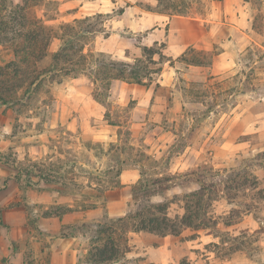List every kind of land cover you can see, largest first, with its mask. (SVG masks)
Returning <instances> with one entry per match:
<instances>
[{
    "label": "rangeland",
    "instance_id": "rangeland-1",
    "mask_svg": "<svg viewBox=\"0 0 264 264\" xmlns=\"http://www.w3.org/2000/svg\"><path fill=\"white\" fill-rule=\"evenodd\" d=\"M198 1L188 13L174 15L159 9L157 2L150 6L144 0H32L19 10L16 7L23 0H5L0 18L22 17L16 19L21 24L40 19L53 26L100 13L102 32L84 52H103L131 62L140 55L141 46L157 41L166 44L168 61L148 86L145 98L131 87L130 93L118 95L116 86H125L120 81H112L108 91H102L86 77L44 78L34 81L28 92L25 88L31 69L20 67L19 60L24 58L13 53L21 37L13 30L4 37L9 40L14 35L15 42L0 44V96L6 101L0 102V230L10 237L8 254L1 262L9 261L12 252L19 253L12 255L18 263L44 264L56 236L74 234L80 249L78 264H89L82 249L89 247L96 221L106 215L105 202L97 204L103 209L98 219L79 216L72 226L55 235L47 229L58 225L57 218L68 210L81 211L79 205L94 194L88 187H95L89 175L93 170L115 168L121 161L123 168L138 170V165H143L147 180L166 179L163 195L170 199L196 188L191 178L184 177L195 164L224 169L264 152V0ZM119 11L125 15L120 17ZM146 12L166 16L154 19ZM174 16H182L185 23L173 27L169 34L168 19ZM184 29L190 34L197 31V37L183 36ZM58 47L59 42L53 40L49 50ZM193 59L203 64L185 63ZM46 63L49 58L41 66ZM110 143L114 146L107 152ZM33 162H39L45 178L40 180L31 173L29 179L18 181L17 170L25 168L30 173ZM54 165H62L57 173L49 171ZM255 174L264 186V172ZM130 186L111 190L120 192L125 210L131 202ZM226 208L224 201L215 203V214ZM181 213L176 203L170 205L169 216ZM50 217L55 218L44 220ZM244 230L228 232L238 235ZM204 232L195 237L185 229L178 236L169 235L166 249L172 252L168 258L164 249L163 264H264V248L251 250L253 242L250 256L233 253L229 259L216 257L209 243H217L218 238L208 242ZM155 238L147 236L145 242L157 248ZM129 244V258L149 263L144 247Z\"/></svg>",
    "mask_w": 264,
    "mask_h": 264
},
{
    "label": "trees",
    "instance_id": "trees-1",
    "mask_svg": "<svg viewBox=\"0 0 264 264\" xmlns=\"http://www.w3.org/2000/svg\"><path fill=\"white\" fill-rule=\"evenodd\" d=\"M32 0H23L22 5L16 8L22 9ZM159 9L174 15L188 13L191 6L198 0H155ZM251 2L250 0H242ZM261 3L262 0H254ZM5 0H0V14L5 5ZM24 6V7H23ZM15 8V10H16ZM119 11L118 14H121ZM103 15L97 13L92 16L75 18L69 22H59L48 25L40 19L25 21L23 24L16 22L22 17L13 20L0 18V44L14 41L15 36H20V41H14V56L24 58L19 60L20 67L31 69L28 73L30 82L25 91L34 85V81L42 79L86 77L94 81L102 91H108L112 81H122L128 84H137L148 87L154 77H159L163 64L168 61L164 50L166 44L157 41L151 46H141L139 57L131 62L117 60L103 52H92L84 48L89 46L96 35L102 32V25L98 20ZM48 20H54L49 18ZM12 30L16 33L11 38L4 39ZM4 39V40H3ZM53 40L59 42L56 51L49 50ZM49 58V63L41 62ZM185 59V55L183 56ZM186 64L201 65L199 60H185ZM38 86V84H37ZM156 86L158 84L156 83ZM36 89V85L33 87ZM28 92H31L28 91ZM0 102L6 101L0 96ZM115 125V124H111ZM95 145H99L98 143ZM113 144H107V152L113 149ZM145 159H149L145 156ZM40 162V161H39ZM39 162H33L29 173L27 169L17 170L16 179L20 181L25 177L29 179L31 173L40 180L45 178ZM121 161L115 168H106L103 171L93 170L89 172L93 186H88L94 194L86 198L84 204H80V210L93 209L98 203H103L105 192L119 187L118 176L123 169ZM62 165H54L51 173H57ZM140 172L139 181L130 186L131 202L124 215L109 217L104 215L96 221L93 236L85 255L89 264H152L144 263L143 259L129 258L131 252L129 234L133 232H146L158 236H178L187 229L198 236L199 231H205L218 238L217 243H209L214 247L216 257L229 259L233 253H245L250 256V243L254 246L251 250H259L257 233L241 232L238 235L230 234L226 229L238 223L244 216L252 215L259 223L262 217L259 212L264 210V186L261 185L257 170L264 171V152H259L251 158H247L224 169H214L211 165L200 164L194 170L184 174L191 178L196 188L184 191L180 195H173L170 199L163 195L166 179L156 178L147 180L146 170L143 165H138ZM154 169V168H153ZM154 171V170H153ZM179 176V175H177ZM48 180L47 183H50ZM169 188V186H167ZM160 196L162 201H153ZM224 201L229 209L220 215L214 211L215 203ZM176 203L182 210L181 214L169 216L170 205ZM219 226L221 228H219ZM225 229V230H223Z\"/></svg>",
    "mask_w": 264,
    "mask_h": 264
},
{
    "label": "crops",
    "instance_id": "crops-1",
    "mask_svg": "<svg viewBox=\"0 0 264 264\" xmlns=\"http://www.w3.org/2000/svg\"><path fill=\"white\" fill-rule=\"evenodd\" d=\"M134 1H138V3L141 2V0H134ZM147 1L148 5L150 6H154L156 4L155 0H144ZM139 8L138 6H134L132 8ZM128 8H131L130 6H128ZM140 9V8H139ZM147 14L151 15L154 19H162L163 17H165L166 15H163L161 13L158 12H146ZM123 15H125V11H122L120 14V17H123ZM125 17V16H124ZM181 19H183L182 16H174L171 19H168V30H169V34L171 33V31L173 30V27H177L178 24L180 23H185L183 21H181ZM160 22V21H159ZM184 35L183 36H188L189 38L193 37L196 38L197 37V31H195L193 34H190V32L188 31V29H184ZM155 42V41H154ZM138 48V47H136ZM140 56V55H139ZM139 56H135V57H139ZM134 57V58H135ZM162 72V71H161ZM161 75V74H160ZM118 82V81H117ZM121 83H123L125 86H119L117 85L116 88L118 89V95H125L126 93H130V91L128 90L129 87H131L130 89H134V91L139 92L141 95L147 97L148 93L150 92V89H148V87L145 86H141V85H137V84H128L125 82L120 81ZM136 85V86H133ZM135 87V88H132ZM144 87V88H143ZM143 88V89H142ZM89 89V88H87ZM142 89V90H141ZM89 97V96H88ZM143 103V102H142ZM145 103V101H144ZM250 120H252V118H250ZM251 129H250V133H251ZM202 162H200L199 164H195L193 166V168L195 169L196 167H198ZM125 165V164H124ZM263 171V170H262ZM264 172V171H263ZM140 179V172L139 169H135V168H123L121 173L118 176V182H119V187L116 189L117 191L122 190L130 185H134L136 184ZM259 179V178H258ZM260 180V179H259ZM261 182V180H260ZM262 185V182H261ZM263 186V185H262ZM115 195H117V197H115ZM105 208L104 211L106 213V215H108L109 217H119L125 214L126 210H125V205L123 204L124 199L122 198L120 192H115V191H106L105 192ZM129 203V202H128ZM71 209V206H69ZM127 208H128V204H127ZM228 210V208H226V211ZM102 208H93V209H89V210H85V211H75V210H68L66 213H64L61 218H57L58 220V225H54L51 227V230L47 231L49 232V234L51 235H55L58 233V231H60L62 228L63 230L65 229V226H72V224L75 222V219H77L79 216H81L82 218H84V220L88 219V218H93V219H98L101 215H102ZM264 210H262L261 212H263ZM262 217V222L259 223L258 220H255L252 215H248V216H244L238 223H236L235 225L228 227L226 230L227 231H232L233 229L236 228H240L242 227V229H247L246 231L244 230V232H250V233H257L258 236V240H257V245L259 248H264V215L261 214ZM55 217H50V218H46L44 220H53ZM244 223H248L250 224V227L244 226ZM219 228H221L219 226ZM225 230V229H223ZM12 232V231H11ZM6 231L4 230H0V258L1 257H6L8 254V239L10 238L9 235L7 234ZM145 235L150 236V237H156L155 241L156 243H158V247L154 248L152 243L148 246L147 243L145 242ZM167 236H162L158 238V236L151 234V233H146V232H133L129 234V241L136 245V248H142L144 247V254L146 255V261H149V263L152 264H163L164 260H162L161 258L163 257V252L164 249L167 252L168 258L170 257V252L172 251H167V247H166V238ZM54 237V236H53ZM203 237H207L209 240L208 242H217V238H214L213 235L208 234L207 232H204ZM13 239V238H12ZM76 236L73 235H59L56 236L54 242L49 245L48 247V257L46 260V263L44 264H78L79 262V252L80 249L78 248V246H76ZM154 241V240H153ZM83 250V255H86L87 250L86 249H82ZM13 253L11 252V254L9 255V261H7L6 263L1 262L0 259V264H24L22 261L20 263H18V261L14 260V257H17L19 255V253H15L13 256ZM15 261V262H14ZM37 264V263H36Z\"/></svg>",
    "mask_w": 264,
    "mask_h": 264
}]
</instances>
